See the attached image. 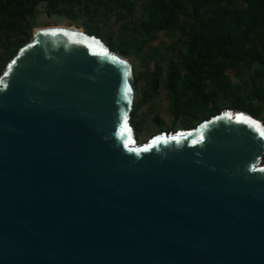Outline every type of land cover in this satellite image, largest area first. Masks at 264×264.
<instances>
[{
    "label": "water",
    "instance_id": "1",
    "mask_svg": "<svg viewBox=\"0 0 264 264\" xmlns=\"http://www.w3.org/2000/svg\"><path fill=\"white\" fill-rule=\"evenodd\" d=\"M136 96L100 37L34 27L0 76V264H264V123L138 142Z\"/></svg>",
    "mask_w": 264,
    "mask_h": 264
},
{
    "label": "trees",
    "instance_id": "2",
    "mask_svg": "<svg viewBox=\"0 0 264 264\" xmlns=\"http://www.w3.org/2000/svg\"><path fill=\"white\" fill-rule=\"evenodd\" d=\"M41 6L141 62L135 84L143 78L144 87L131 113L136 134L144 103L162 87L174 116L172 127L155 116L162 132L195 127L228 107L264 122V0H149L138 12L135 0H0V63L32 37ZM161 33L177 39L158 41Z\"/></svg>",
    "mask_w": 264,
    "mask_h": 264
},
{
    "label": "rangeland",
    "instance_id": "3",
    "mask_svg": "<svg viewBox=\"0 0 264 264\" xmlns=\"http://www.w3.org/2000/svg\"><path fill=\"white\" fill-rule=\"evenodd\" d=\"M135 2L137 5V9H138L137 12H138L139 10L142 9L144 4H147L149 2V0H135ZM39 10H40V12L33 19L34 27L37 29L38 28H44V27H50V26H56V25L57 26L58 25L76 26V25H70V24H72L71 19H69L66 16L57 15V14H54V15L47 14L45 12V9L43 6H41ZM175 39H177L176 36L173 37V36H170L169 34L161 33L158 41H164L166 43H170V42L174 41ZM164 42H161L162 47H160L163 52L166 51V47H163L166 44ZM127 59L129 60V62L132 65V72H133V77H134V81H135V77L140 76V73L143 69L142 64L134 56L133 57H127ZM10 60L5 61L4 63H0V64H2V66L0 67V76L3 72V69L6 67V65L8 64V62ZM164 63H166V62H164ZM234 80L239 81L240 79L234 78ZM136 87H137V96H136V99H137V97H139L141 95V91L144 87L143 78H140ZM171 101L172 100H171V97L169 96L168 92L162 87V88H160L158 93H154L153 97L144 103V105L140 111L141 116L145 121V123L143 125V130L141 132H139L138 134L135 133V136H136V139L138 142H146L150 138H152L153 136L162 133V131H160L162 129V127L160 125H158L157 122H155V116L156 115H158L161 118L166 120V124L164 126L172 127L171 124H172L174 116H173L172 111H171ZM262 104H263L262 115L264 116V103H262ZM260 121H262V120H260ZM176 128L177 129L170 128V130L168 132L167 131L166 132L167 133H169V132L175 133V132L180 131V130H186L185 128H180V127H176ZM263 159H264V157H263Z\"/></svg>",
    "mask_w": 264,
    "mask_h": 264
},
{
    "label": "bare ground",
    "instance_id": "4",
    "mask_svg": "<svg viewBox=\"0 0 264 264\" xmlns=\"http://www.w3.org/2000/svg\"><path fill=\"white\" fill-rule=\"evenodd\" d=\"M58 26H60V27L63 26V27H67V28H71L72 27V26H69V25L68 26L67 25H58ZM75 27L76 28H80V27H77V26H75ZM39 29H42V28H39ZM81 30H82V28H81Z\"/></svg>",
    "mask_w": 264,
    "mask_h": 264
},
{
    "label": "snow or ice",
    "instance_id": "5",
    "mask_svg": "<svg viewBox=\"0 0 264 264\" xmlns=\"http://www.w3.org/2000/svg\"><path fill=\"white\" fill-rule=\"evenodd\" d=\"M253 123H257V122L253 121Z\"/></svg>",
    "mask_w": 264,
    "mask_h": 264
}]
</instances>
